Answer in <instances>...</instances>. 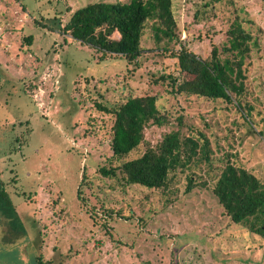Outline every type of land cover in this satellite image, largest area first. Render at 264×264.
Returning <instances> with one entry per match:
<instances>
[{
	"label": "rangeland",
	"instance_id": "rangeland-1",
	"mask_svg": "<svg viewBox=\"0 0 264 264\" xmlns=\"http://www.w3.org/2000/svg\"><path fill=\"white\" fill-rule=\"evenodd\" d=\"M99 1L129 0H0V179L25 230L15 237L0 225V264H35L40 256L54 264H264V239L231 223L210 191L227 160L264 182V0L172 2L183 44L203 58L223 40L227 19L240 11L248 20L257 46L243 103L255 125L231 105L173 97L153 84V76L177 69L175 59L157 54L152 36L142 41L147 57L134 79L123 58L99 61L94 49L65 41L59 23ZM25 36L34 38L30 46ZM128 93L159 94V107L180 112L210 141L211 166L195 171L200 182L190 193L184 175L161 192L98 173L112 159V119L93 100L109 105ZM169 129L150 126L145 140L154 146Z\"/></svg>",
	"mask_w": 264,
	"mask_h": 264
},
{
	"label": "trees",
	"instance_id": "trees-1",
	"mask_svg": "<svg viewBox=\"0 0 264 264\" xmlns=\"http://www.w3.org/2000/svg\"><path fill=\"white\" fill-rule=\"evenodd\" d=\"M172 2L129 0L125 3H89L76 9L64 24L59 23V32L65 41L70 39L94 49L99 54V61L123 58L130 79H134L147 57V51L142 47L143 39L152 36L157 54L161 58L175 59L177 69L174 73L153 76V84L164 86L165 92L173 97L221 101L231 105L242 113L247 123L255 125L252 107L243 103L251 65L250 52L253 46H257L245 27L248 20L240 16V11L227 19L228 28L223 40L213 44L210 54L203 58L183 44L172 14ZM207 5L204 4V7ZM193 18H199L198 12ZM33 39L32 36H25L24 45L30 46ZM89 83L90 80H87V85ZM88 96H91L90 90ZM158 96L128 93L119 102L109 105L102 96L93 100L95 110L112 119L109 141L112 159L109 160L110 166L99 167L98 173L116 179L119 186L138 185L149 191L161 192L169 191L177 183L178 175H184L187 183L184 194H188L200 182L195 171L201 166H211L210 141L202 132L187 124L180 112L171 114L159 107ZM150 126L170 128L154 146L145 140V130ZM26 133L29 135L31 130L27 128ZM258 134L264 138V131ZM142 145L144 151L140 156L128 158ZM113 161L119 164L113 166ZM84 180L83 173L80 184ZM212 180L210 191L223 215L231 223L241 225L264 239V182L246 168L228 160ZM79 192L80 188L77 195ZM105 214L111 215L107 211ZM0 219V225L5 224L15 237L25 234L24 228H18L21 226L19 218L1 179ZM18 240H8L7 243ZM35 261V264H54L53 260H44L42 256Z\"/></svg>",
	"mask_w": 264,
	"mask_h": 264
}]
</instances>
